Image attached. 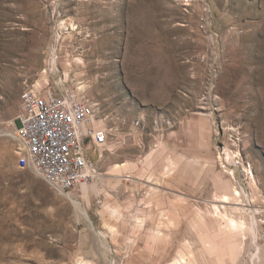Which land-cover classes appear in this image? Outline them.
I'll use <instances>...</instances> for the list:
<instances>
[{"label":"rangeland","instance_id":"1","mask_svg":"<svg viewBox=\"0 0 264 264\" xmlns=\"http://www.w3.org/2000/svg\"><path fill=\"white\" fill-rule=\"evenodd\" d=\"M43 71V90L96 103L108 134L103 158L89 152L100 195L69 192L90 224L3 139ZM241 208L255 234L232 240L222 216ZM180 250L264 264V0H0V264H168Z\"/></svg>","mask_w":264,"mask_h":264},{"label":"built area","instance_id":"2","mask_svg":"<svg viewBox=\"0 0 264 264\" xmlns=\"http://www.w3.org/2000/svg\"><path fill=\"white\" fill-rule=\"evenodd\" d=\"M19 101L15 136L23 152L17 166L59 193L92 181L96 172L90 149L105 147L108 139L105 130L96 128V103L75 90L58 94L31 88L23 90Z\"/></svg>","mask_w":264,"mask_h":264},{"label":"bare ground","instance_id":"3","mask_svg":"<svg viewBox=\"0 0 264 264\" xmlns=\"http://www.w3.org/2000/svg\"><path fill=\"white\" fill-rule=\"evenodd\" d=\"M66 22V21H65ZM64 21L60 22L59 23V28H63L65 26L68 27L71 26L72 29L71 31H74L76 29L73 28V25L69 22V24H66ZM70 28V27H69ZM70 30V29H69ZM70 31V32H71ZM69 32V34H71ZM68 33V32H67ZM87 34V33H86ZM83 35V34H82ZM58 36V35H57ZM59 37V36H58ZM83 38V37H82ZM64 39V38H63ZM62 40V39H61ZM86 40V38H85ZM86 44V43H85ZM58 45V44H57ZM56 45V46H57ZM50 53H51V66L53 67L57 61H58V56L56 55V47L52 48L50 50ZM84 60L82 57H77V58H74L72 59V62L70 63L69 61L67 60H63V79L64 81H67L68 79V75H69V72L71 71V69H75V70H80L84 67ZM82 83H79V85H81ZM43 85H46L48 86L49 85V82L47 80V72L46 71H43L41 73V76L40 78L35 82V84L31 87V89L33 91H40L43 87ZM78 89L82 90L84 89V86H79ZM90 100V99H89ZM96 125V128L97 129H101V130H105L104 126L102 125V122H96L95 123ZM8 131V130H7ZM6 131V132H7ZM5 132V133H6ZM115 132V131H114ZM8 135H5L3 137L6 138V136L10 137L11 139L15 140V142H17V145H16V148L14 150V155L15 157L17 158L18 155L22 154L23 152V145L22 143L16 138V132L15 133H7ZM106 146V145H105ZM104 148V147H103ZM102 148H99V157L100 158H103L104 154H102ZM111 149V148H110ZM225 153H226V156L228 157V160H230V162H232V154L228 151V150H225ZM226 157V158H227ZM99 158V159H100ZM147 162H148V157H147ZM146 163V162H144ZM149 163V162H148ZM147 165V164H146ZM145 167V166H144ZM137 168V167H136ZM177 168H178V164L170 159L167 161V165L165 167V174L168 175V176H173V174H175L177 172ZM95 169V168H94ZM136 170V169H135ZM249 171V170H248ZM96 172V171H95ZM117 172V171H116ZM232 174V172H231ZM251 175V178L253 179V175L250 171L249 173ZM233 175V174H232ZM96 176V175H95ZM97 178V177H96ZM251 179V180H252ZM94 180V179H93ZM101 184L103 185V180L102 179H98L97 181H94L93 183L89 184V183H84V184H81L80 185V188H79V195L82 196V197H85V196H88L90 194H92L93 196L95 197H98L101 193ZM222 188L226 191V192H229L231 193L232 190H231V186H230V183L229 181H226L224 179V181L222 180L220 182ZM111 189V188H110ZM61 195L64 196V198H66L70 203L71 205L74 207L75 211H76V216L78 219H84L86 220L89 224L91 223L90 220H89V217H88V214L85 210V208L83 207L82 203L78 200V197L71 194V193H68V194H62ZM149 196V195H148ZM149 198V197H148ZM99 201V200H98ZM149 201V200H148ZM106 213L108 214V216L112 219V220H119L121 218V214L119 212V210L117 208H106L105 209ZM141 212V211H140ZM252 212V211H251ZM142 213V212H141ZM150 213V212H149ZM251 213H248V209H244V208H241V209H234L233 211V214L227 216V215H223L222 216V220L224 221V231L227 235L230 236V238L232 240H237V239H241L243 237H245L247 234H255V231L253 229L252 226H250L251 224H253V217L250 215ZM254 214V213H253ZM251 222V223H250ZM90 226V225H89ZM256 229V228H255ZM107 230H110L112 235L116 233V230L114 227H110L108 228ZM162 233V232H161ZM165 233V232H164ZM163 233V234H164ZM109 234V233H108ZM167 235V233H166ZM120 236V235H119ZM165 236V234H164ZM167 237V236H165ZM239 243V242H238ZM236 243H234L235 245ZM233 246V245H232ZM237 248V247H236ZM257 251V250H256ZM232 253V252H231ZM263 253V252H262ZM159 254V253H158ZM235 255V254H234ZM255 255V254H254ZM257 258H259V256H257ZM256 258V259H257ZM260 260V259H259ZM79 261V260H78ZM196 261V260H195ZM152 263V262H151ZM155 263V262H154ZM77 264H87L86 262H83V261H80L78 262ZM168 264H195L194 261H193V253L191 250H186V251H183V250H180L176 257L173 259V261H171L170 263Z\"/></svg>","mask_w":264,"mask_h":264}]
</instances>
